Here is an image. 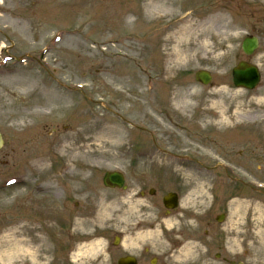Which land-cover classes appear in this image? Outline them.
<instances>
[{"label":"rangeland","instance_id":"374dc122","mask_svg":"<svg viewBox=\"0 0 264 264\" xmlns=\"http://www.w3.org/2000/svg\"><path fill=\"white\" fill-rule=\"evenodd\" d=\"M149 1L0 0V130L6 140L0 172L6 179L9 167L13 173L24 170L32 161H24L27 150L37 152L34 158L47 161L48 167L54 161L65 165V170L59 165V172L52 165L43 176L50 185L63 178V195H72V204L81 200L82 215L89 216L73 224L70 208L62 227L52 226L59 243L46 237L49 245L42 249L49 264H115L114 259L127 251L113 247L117 234L132 245L139 243L128 252L140 254L144 263L159 254L158 264H175L174 250L191 241L199 250L206 228L208 248L200 250L208 264H222L213 258L218 251L244 264H264V0L190 2L185 9L194 17H210L207 25L216 33L199 49L193 39L180 36L184 38L178 43L175 36L169 38L178 14L149 6ZM220 10L224 22L215 19ZM57 31L63 41L49 42ZM251 33H259L262 44L248 57L241 41ZM175 48L179 60L174 59ZM242 59L261 69L262 81L253 90L233 85L232 68ZM199 69L212 71L211 85L196 81ZM126 126L141 131L128 133ZM77 161H95L93 196H73ZM128 161H177L185 164L187 177L194 174L187 161H229L233 172L224 177L215 168L217 176L207 185L188 178L184 185L195 187V192L183 199L171 226L163 222L166 231L149 233L146 240L141 236L144 229L135 230L152 223L142 214L151 216L158 202L156 197L138 198L135 177L141 167L136 170ZM38 167L42 165L33 163ZM125 167L131 169L128 191L101 189V170ZM26 173L28 180L15 192L26 193L32 181ZM144 181L142 187L151 183L149 176ZM49 189L52 200L53 187ZM12 192L0 186V237L17 227L21 233L16 238L28 246L30 239L37 242L36 235L43 234L39 227L44 222L38 225L36 205L33 213L26 210L12 221ZM84 201L92 202L91 207L84 208ZM220 209H226L227 218L217 225L214 215ZM146 245L149 254L142 250Z\"/></svg>","mask_w":264,"mask_h":264},{"label":"bare ground","instance_id":"6f19581e","mask_svg":"<svg viewBox=\"0 0 264 264\" xmlns=\"http://www.w3.org/2000/svg\"><path fill=\"white\" fill-rule=\"evenodd\" d=\"M192 1L193 0H150L148 5L151 6L154 4L156 8L169 13H173V10L175 9L179 18L177 20V24L175 25L177 28L172 35L177 38L178 43L182 41L181 38L185 37L186 40L193 39L192 43L196 49L206 48L208 46V39L213 37L216 33H211V30L209 29L210 25L208 26L206 21L201 20V18L193 19V12L181 14L179 11L184 7H188V3ZM215 19L224 22V13L221 10L218 11ZM201 37L202 39L199 41ZM218 38L219 37H216L214 39L218 40ZM209 48L210 50L213 48L212 44ZM196 49H194L195 52ZM175 54L177 56L174 59L179 60L180 53L178 52V48H175ZM182 106L186 107L187 102H184ZM75 155L77 156V153ZM36 161L41 160L37 159ZM17 230L20 231L19 229H15L12 233H8L0 237V264H49V262H46V259H48L47 254L42 249V247L48 246L46 241H41L42 238L38 236L37 242L32 241V243L35 244L34 246L31 244L26 246L23 239L16 238ZM126 243H128V240H126ZM176 258L180 264H197L195 251L193 249L190 250L187 246L181 249Z\"/></svg>","mask_w":264,"mask_h":264},{"label":"flooded vegetation","instance_id":"af4514ba","mask_svg":"<svg viewBox=\"0 0 264 264\" xmlns=\"http://www.w3.org/2000/svg\"><path fill=\"white\" fill-rule=\"evenodd\" d=\"M78 169L80 170L79 176L75 178L74 183H75V192L77 195L80 194H90L93 191L94 186L90 185L88 183V178L91 179L92 176H94V169L92 167H85L82 164L78 165ZM142 175L147 176V173L143 172ZM149 177L151 178V180L154 181L153 183V187L155 188V190H150L151 188H149L148 192L150 193L151 191L153 193H156L158 191H164L167 189L166 185H167V180L165 177H162V174L160 173V170L155 171L154 174H150ZM172 181L174 183L177 182V180L175 178H172ZM61 186H63V183H61ZM175 187H177V185H175ZM171 189V188H169ZM62 189L59 190V192H61ZM174 190L176 192L179 193V191L177 189H171ZM146 190L145 189H140L139 194H144L145 195ZM79 206V205H78ZM144 252H146V249H143ZM140 263V261H139Z\"/></svg>","mask_w":264,"mask_h":264},{"label":"water","instance_id":"95a60500","mask_svg":"<svg viewBox=\"0 0 264 264\" xmlns=\"http://www.w3.org/2000/svg\"><path fill=\"white\" fill-rule=\"evenodd\" d=\"M256 40V39H255ZM255 40L247 39L244 43L247 52H252L257 42ZM197 79L203 83H208L211 80V76L207 72H198L196 75ZM235 83L237 85L253 87L259 81V73L254 66H250L245 63L239 64V66L234 70ZM2 144V139L0 135V146ZM113 177V175L111 176Z\"/></svg>","mask_w":264,"mask_h":264}]
</instances>
